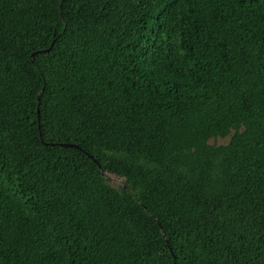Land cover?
Returning a JSON list of instances; mask_svg holds the SVG:
<instances>
[{"label": "trees", "instance_id": "1", "mask_svg": "<svg viewBox=\"0 0 264 264\" xmlns=\"http://www.w3.org/2000/svg\"><path fill=\"white\" fill-rule=\"evenodd\" d=\"M0 264H264V0H0Z\"/></svg>", "mask_w": 264, "mask_h": 264}, {"label": "rangeland", "instance_id": "2", "mask_svg": "<svg viewBox=\"0 0 264 264\" xmlns=\"http://www.w3.org/2000/svg\"><path fill=\"white\" fill-rule=\"evenodd\" d=\"M229 141V138H219V139H212L211 140V143H217V144H225ZM111 183L115 186H121L124 184V179L123 178H120L116 175H109L108 176Z\"/></svg>", "mask_w": 264, "mask_h": 264}, {"label": "water", "instance_id": "3", "mask_svg": "<svg viewBox=\"0 0 264 264\" xmlns=\"http://www.w3.org/2000/svg\"><path fill=\"white\" fill-rule=\"evenodd\" d=\"M32 57H34V55H32Z\"/></svg>", "mask_w": 264, "mask_h": 264}]
</instances>
